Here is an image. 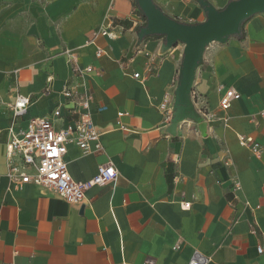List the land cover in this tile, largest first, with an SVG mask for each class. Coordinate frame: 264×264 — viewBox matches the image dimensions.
<instances>
[{"label": "crops", "instance_id": "0c3cea01", "mask_svg": "<svg viewBox=\"0 0 264 264\" xmlns=\"http://www.w3.org/2000/svg\"><path fill=\"white\" fill-rule=\"evenodd\" d=\"M153 1L180 22L205 20L199 0ZM205 1L220 10L231 0ZM39 9L0 0V264H187L195 250L210 264H264V13L247 19L241 36L203 51L191 100L208 120L172 124L157 106L165 92L174 99L184 44L139 39L146 19L135 0H86L76 9L59 0L46 7L56 16L49 27ZM107 26L115 39L93 35ZM68 54L79 68L102 71L79 76ZM64 87L87 92L103 144L95 154L69 148L71 177L87 181L103 164L118 171L114 186L91 188L80 206L33 184L9 187L6 178L8 106L29 96L26 117L50 116L70 106ZM229 88L240 98L223 126L219 102ZM238 135L252 137L261 154Z\"/></svg>", "mask_w": 264, "mask_h": 264}, {"label": "built area", "instance_id": "2783aa9c", "mask_svg": "<svg viewBox=\"0 0 264 264\" xmlns=\"http://www.w3.org/2000/svg\"><path fill=\"white\" fill-rule=\"evenodd\" d=\"M111 26L101 28L93 35H102L110 40L116 38ZM102 51L97 50L100 56ZM72 62L73 72L82 76L92 72H101L102 68L84 69L76 64L75 57L68 54ZM140 82L145 78L135 73L132 76ZM52 80L50 76L48 82ZM61 95L70 104L63 110L61 105L55 107L50 116L26 117L31 104L29 96L16 95L14 102L8 106L9 122L6 128V178L9 187L18 184H33L51 190L71 205H82L88 190L100 186H114L118 179V171L112 164L98 166L96 174L87 181L74 180L69 171L66 154L69 148H78L83 154H95L103 151L102 133L95 127L90 114V99L86 91L77 92L73 88L64 87ZM240 95L233 89L225 90L220 96L219 107L224 114L219 117L223 126L227 125L225 113L233 101ZM174 99L171 93L165 92L158 103V110L163 114L165 122H171L174 112ZM126 115L118 113L119 117ZM203 120H208V112H199ZM124 129V127H122ZM241 146L248 148L255 156L261 154V146L252 137L238 135ZM190 202L182 201V210H189ZM259 254L262 247L257 248ZM208 255L195 250L187 264H210ZM15 264V263H8Z\"/></svg>", "mask_w": 264, "mask_h": 264}, {"label": "water", "instance_id": "95a60500", "mask_svg": "<svg viewBox=\"0 0 264 264\" xmlns=\"http://www.w3.org/2000/svg\"><path fill=\"white\" fill-rule=\"evenodd\" d=\"M135 1L146 19L145 26L139 31V39L156 35L163 36L168 46L176 42L184 44L174 95L172 124L185 119L201 124V117L192 107L191 87L203 51L212 42H225L231 37L241 36L244 22L256 14L264 13V0H231L220 10L205 0H199L205 20L196 24L183 23L167 16L153 0Z\"/></svg>", "mask_w": 264, "mask_h": 264}, {"label": "rangeland", "instance_id": "374dc122", "mask_svg": "<svg viewBox=\"0 0 264 264\" xmlns=\"http://www.w3.org/2000/svg\"><path fill=\"white\" fill-rule=\"evenodd\" d=\"M6 1H10V2H14L15 0H6ZM19 2H23V6L25 7V9L31 8L35 5L40 7V17L42 19V22L44 25L46 26H50V25H54L55 24V18L56 16L51 14L50 12L47 11L46 7L54 2H57L59 0H18ZM86 0H68V2H71V7L76 9V7L80 6V4H82L83 2H85ZM26 22V24L30 23V19L28 16L25 17L24 19Z\"/></svg>", "mask_w": 264, "mask_h": 264}, {"label": "trees", "instance_id": "16d2710c", "mask_svg": "<svg viewBox=\"0 0 264 264\" xmlns=\"http://www.w3.org/2000/svg\"><path fill=\"white\" fill-rule=\"evenodd\" d=\"M245 23V22H244ZM242 28H243V25H242ZM241 35H242V32H241Z\"/></svg>", "mask_w": 264, "mask_h": 264}]
</instances>
